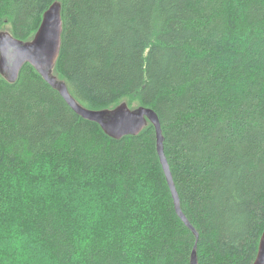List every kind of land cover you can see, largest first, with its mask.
Masks as SVG:
<instances>
[{"label": "trees", "instance_id": "obj_1", "mask_svg": "<svg viewBox=\"0 0 264 264\" xmlns=\"http://www.w3.org/2000/svg\"><path fill=\"white\" fill-rule=\"evenodd\" d=\"M55 2V75L88 109L156 111L199 239L176 212L155 128L117 141L27 64L16 83L0 74V264L30 251L34 264H191L197 243L199 264H253L264 233V0H0V32L28 41ZM12 229L28 245H11Z\"/></svg>", "mask_w": 264, "mask_h": 264}, {"label": "water", "instance_id": "obj_2", "mask_svg": "<svg viewBox=\"0 0 264 264\" xmlns=\"http://www.w3.org/2000/svg\"><path fill=\"white\" fill-rule=\"evenodd\" d=\"M62 4L55 2L44 14L43 21L34 39L23 41L15 38L10 31L0 32V73L10 83H16L22 69L30 64L49 83L68 105L85 120L99 124L104 132L115 140L126 136H137L145 126L151 123L157 132L158 151L164 167V172L170 187L178 216L199 239L194 229L182 211L181 200L164 155V136L161 121L153 109L141 108L132 111L127 103H122L113 110L94 111L82 106L70 93L65 81L58 79L54 71L62 49L63 36ZM198 243L191 256V264H199ZM254 264H264V234L261 238L259 251Z\"/></svg>", "mask_w": 264, "mask_h": 264}, {"label": "rangeland", "instance_id": "obj_3", "mask_svg": "<svg viewBox=\"0 0 264 264\" xmlns=\"http://www.w3.org/2000/svg\"><path fill=\"white\" fill-rule=\"evenodd\" d=\"M31 39H32V38H31ZM31 39H29V40H31ZM29 40H28V41H29ZM127 102H128V101H127ZM24 186H26V185L24 184ZM78 196H80V197L85 196V198H87V196L84 194V191H83V190H78V192L76 193V197H78ZM89 205H90V204H89ZM89 210H90V209H89ZM89 210H88V211H89ZM88 226H89V223H88ZM14 232H15V229H12V230H10V232L7 234L8 236H11V237H12V238H10V239L8 240V241L10 242L11 245H15V244H17V243H18V245H19L20 247H24V246L28 245V243H27L25 240H23V239L17 240V238H15L14 235H13ZM23 250H24V252L27 253L26 248L23 249ZM30 252H31V251H30ZM30 252H29V256H27V257L29 258V260H28V261H22V262H20L19 264H34V263L32 262ZM48 263H49V260H48V258H46L41 264H48Z\"/></svg>", "mask_w": 264, "mask_h": 264}, {"label": "bare ground", "instance_id": "obj_4", "mask_svg": "<svg viewBox=\"0 0 264 264\" xmlns=\"http://www.w3.org/2000/svg\"><path fill=\"white\" fill-rule=\"evenodd\" d=\"M2 31H6V30H2ZM35 36V35H34ZM34 39V37L31 39V40H33ZM31 40H29V41H31ZM30 65V64H29ZM33 67V66H32ZM34 68V67H33ZM35 69V68H34ZM38 72V71H37ZM39 73V72H38ZM1 74V73H0ZM40 74V73H39ZM54 75H55V71H54ZM2 76V75H1ZM56 77H58L57 75H55ZM3 77V76H2ZM4 78V77H3ZM5 79V78H4ZM58 79H59V77H58ZM5 80H7V79H5ZM61 80V79H60ZM8 81V80H7ZM9 82V81H8ZM49 84V83H48ZM65 100V99H64ZM124 103H126V102H124ZM121 105V104H120ZM129 106V105H128ZM86 108V107H85ZM130 108V107H129ZM141 108H146L147 109V107H138V108H135V109H132V108H130V109H132V111H137V110H139V109H141ZM148 109H151V108H148ZM105 110V109H104ZM109 110H113V109H109ZM94 111H98V110H94ZM100 111V110H99ZM75 112V111H74ZM76 113V112H75ZM77 114V113H76ZM81 117V116H80ZM84 119V118H83ZM93 123V122H92ZM97 124V123H96ZM99 125V124H98ZM150 125H152L151 123H149L147 126H145L144 128H143V130L140 132V134L141 133H143ZM100 126V125H99ZM153 126V125H152ZM101 127V126H100ZM154 127V126H153ZM102 128V127H101ZM155 128V127H154ZM103 130V129H102ZM156 130V129H155ZM104 131V130H103ZM162 131H163V129H162ZM139 134V135H140ZM156 134H157V132H156ZM139 135H137V136H139ZM136 136V137H137ZM164 136V135H163ZM126 137H128V136H126ZM118 141V140H117ZM120 141V140H119ZM164 141H165V138H164ZM157 152H158V155H159V151H158V142H157ZM164 155H165V148H164ZM159 158H160V163H161V166H162V168H163V171H164V167H163V164H162V161H161V157H160V155H159ZM165 158H166V155H165ZM166 160H167V158H166ZM167 162H168V160H167ZM169 163V162H168ZM170 166V165H169ZM171 170V169H170ZM172 173V172H171ZM173 176V175H172ZM174 179V178H173ZM175 182V181H174ZM177 189V188H176ZM179 194V193H178ZM180 197V196H179ZM264 234V233H263ZM263 236V235H262ZM262 238V237H261ZM261 241V240H260ZM259 245H260V243H259ZM258 251H259V248H258ZM256 260V259H255ZM255 262V261H254ZM254 264V263H253Z\"/></svg>", "mask_w": 264, "mask_h": 264}]
</instances>
